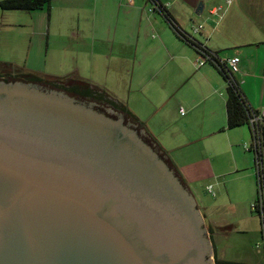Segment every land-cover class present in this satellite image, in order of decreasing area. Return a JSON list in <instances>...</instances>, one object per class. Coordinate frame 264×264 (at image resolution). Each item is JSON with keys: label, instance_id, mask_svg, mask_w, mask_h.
Returning <instances> with one entry per match:
<instances>
[{"label": "water", "instance_id": "obj_1", "mask_svg": "<svg viewBox=\"0 0 264 264\" xmlns=\"http://www.w3.org/2000/svg\"><path fill=\"white\" fill-rule=\"evenodd\" d=\"M211 251L193 195L122 115L0 82V264H214Z\"/></svg>", "mask_w": 264, "mask_h": 264}, {"label": "rangeland", "instance_id": "obj_2", "mask_svg": "<svg viewBox=\"0 0 264 264\" xmlns=\"http://www.w3.org/2000/svg\"><path fill=\"white\" fill-rule=\"evenodd\" d=\"M64 4L65 0H51L48 9L38 11L0 10V64L10 65L21 74L63 81V84H59L62 87L76 80L84 81L106 91L132 114L135 96L142 98L134 90L136 82L144 85L153 70L160 69V82H166L170 93L175 94L163 107L162 100H157L160 105H156L159 110L154 119L156 139L185 181L187 186L184 187L195 199L211 244V261L214 263V242L221 259L263 264L261 219L251 210L258 185L253 153L245 149H249L251 144L249 129L242 126L235 130L238 131L235 136L228 137L221 133L211 138L193 139L190 144H185L181 139L172 140V132L178 133L188 118V112L184 116L188 105L200 96V88L196 87L195 80L181 87L182 63L174 53L169 55L172 62L164 63L162 55L150 48L141 67L136 66L133 72V60H121L116 44H92L88 11H74L71 5L66 10ZM84 4L88 7L91 1ZM110 22L108 38L111 41L115 20L111 19ZM151 34L155 37L150 38L152 41L161 40L156 32ZM185 72L188 74L189 69L186 68ZM48 89L63 92L52 87ZM110 107L106 109L114 112ZM154 108L147 106L141 109L142 116L153 113ZM180 108L184 109V115H180ZM194 115L196 119L192 125L199 124L201 109L196 110ZM196 129L192 128V135L199 137L201 133ZM208 186L213 187L214 196L206 192ZM209 226L214 234L212 242L207 231Z\"/></svg>", "mask_w": 264, "mask_h": 264}, {"label": "crops", "instance_id": "obj_3", "mask_svg": "<svg viewBox=\"0 0 264 264\" xmlns=\"http://www.w3.org/2000/svg\"><path fill=\"white\" fill-rule=\"evenodd\" d=\"M87 1H91L88 7L84 4ZM159 2L185 34L215 53L219 59L239 58V72L234 78L241 94L251 110L258 113L263 111L264 0H159ZM199 3L202 4V12L196 15ZM64 6L66 10H69L70 6L77 12L88 11L91 19L92 44L105 42H110L112 46L116 44L121 60H133V72L136 66L141 67L146 54L151 51L150 48H154L155 53L162 55L164 63L172 62L169 55L174 53L184 68L181 87L186 82L195 80L196 87L200 88V96L197 101L188 105L185 115L184 109H179V113L180 110L183 111L180 115L186 116L188 112V118L178 133L172 132V140L181 139L185 144H190L193 139L211 138L221 133L228 137L235 136L234 134L238 133L235 130L242 128L226 129V87L223 78L210 63L197 66L199 54L174 35L162 14L148 12L151 5L147 0H132V3L128 0H65ZM213 10L217 11L213 13ZM111 19L115 20V24L110 41L108 35L111 31ZM193 29L198 31L193 32ZM154 32L160 37L159 42L152 41L155 37L151 33ZM186 68L189 69L188 74L185 72ZM159 71L160 69H154L144 85L136 82L134 90L141 94L142 98L135 96L133 101V115L156 142L158 140L154 119L158 115L157 106L160 105L157 100H162L163 107L175 94L170 93L166 82H160ZM147 106L155 107V111L142 116L141 109H146ZM199 109L202 115L200 122L192 125V121L196 119L194 114ZM193 127L201 133L199 137L192 135ZM158 145L162 147L159 142Z\"/></svg>", "mask_w": 264, "mask_h": 264}, {"label": "trees", "instance_id": "obj_4", "mask_svg": "<svg viewBox=\"0 0 264 264\" xmlns=\"http://www.w3.org/2000/svg\"><path fill=\"white\" fill-rule=\"evenodd\" d=\"M153 1L157 3V9L155 10V12L162 14L166 23L168 24L169 29L174 33V35L179 40L185 42V44L193 48L198 54L200 52L206 55H208V53H211V51H209L204 46H201V44L196 42L193 38L185 34L180 29V27L176 24V22L170 16L167 10L163 7V5L159 2V0H153ZM50 3L51 0H0V10L2 12L5 11L31 12V11L48 9ZM214 68L226 83V90H225L226 129L231 130L238 127L246 126L249 129L251 136V144H250L251 146L249 151L253 153L255 168H256L255 155L258 156L259 161L262 163V168L259 174L260 176H258V174L256 173L258 189L254 204H257L259 202V184L261 185V189L263 191L262 196L264 200V119L254 127V133H255L254 135L258 139V147H257V151L255 152L254 149L252 148L254 136H253V132L249 127L250 126L249 120L251 118V114L258 115L259 113L257 111L251 110L248 107L245 99L241 94V91L239 89L236 80L234 78L233 79L230 78L228 69L225 66L224 67L218 66ZM0 81H3L5 83L19 81L23 83H33L48 88L52 87L55 90H62L65 94L76 100L93 102L102 111H104L107 108V106H111L110 108L115 113L117 114L120 113L122 115V119L125 124H129L137 133H139V135H141V138L143 139L144 143L148 145L164 161V163L168 166V168L176 174L180 182L183 185H186L185 181L183 180L179 172L175 169L174 165L169 160L165 151L158 145V143L150 135V133L147 132L144 125L128 110V108L125 105L116 102L106 93V91L99 89L97 87H93L81 80H76L73 84L62 87L59 84H63V81L49 79V78H42V77L34 76L32 74H21L20 71L6 64H0ZM253 212H256L260 216L261 225H262V234H263L264 206L261 209L257 207ZM207 231L209 234V238L212 242L214 240L213 230L209 226ZM212 245L214 249V264H246L243 262L228 261L225 259H221L218 255L214 242H212Z\"/></svg>", "mask_w": 264, "mask_h": 264}, {"label": "built area", "instance_id": "obj_5", "mask_svg": "<svg viewBox=\"0 0 264 264\" xmlns=\"http://www.w3.org/2000/svg\"><path fill=\"white\" fill-rule=\"evenodd\" d=\"M150 3V8L148 9L149 13H155V10L157 9V3H155L153 0H147ZM128 2L132 3V0H128ZM217 10H213V13H215ZM198 29H193V32H197ZM200 59L196 62L197 66H203L206 63H210L211 65H213L214 67H218V66H225L228 69L229 72V76L230 78H234L235 75L239 72V63L240 60L237 57H230L228 59L222 60L219 59L214 53H208V55L200 52L199 53ZM235 79V78H234ZM180 113L183 114V111L180 110ZM264 119V110L261 111L258 115L255 114H251V118L249 120V127L251 129V131L253 132V143H252V148L254 149V151H257V147H258V139L256 138V136L254 135V127ZM251 146V145H250ZM246 150H249L247 147H245ZM256 173L258 174V176H260V171L262 168V163L259 161L258 156H256ZM259 179V178H258ZM206 192L211 195L214 196V192H213V187L212 186H208L206 188ZM262 189H261V185L259 184V202L257 204H252L251 205V210H255L257 207H259L260 209L263 208L264 206V200H263V193H262ZM263 238H264V224H263Z\"/></svg>", "mask_w": 264, "mask_h": 264}, {"label": "flooded vegetation", "instance_id": "obj_6", "mask_svg": "<svg viewBox=\"0 0 264 264\" xmlns=\"http://www.w3.org/2000/svg\"><path fill=\"white\" fill-rule=\"evenodd\" d=\"M72 84V83H69V85Z\"/></svg>", "mask_w": 264, "mask_h": 264}]
</instances>
